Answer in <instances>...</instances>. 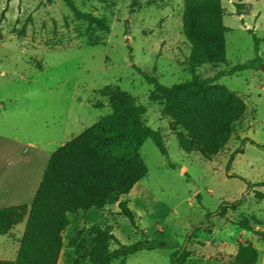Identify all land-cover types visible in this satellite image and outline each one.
<instances>
[{
    "label": "rangeland",
    "instance_id": "rangeland-1",
    "mask_svg": "<svg viewBox=\"0 0 264 264\" xmlns=\"http://www.w3.org/2000/svg\"><path fill=\"white\" fill-rule=\"evenodd\" d=\"M70 3L104 19L108 30L89 27ZM185 17L208 60L197 69L198 77L248 67L225 73L205 91L172 89L193 78L190 44L182 32ZM261 64L264 0H0V208L32 202L51 154L111 112L97 91L116 85L146 107L144 122L161 132L169 158L150 139L141 147L148 173L122 198L139 229L118 203L68 214L57 264H91L94 249L101 256L144 238L172 248L141 251L111 264H170L174 247L186 245L195 228L200 230L189 243L192 256L185 264H232L246 244L257 249V264H264ZM142 73L154 75L161 87ZM228 92L250 111L237 133L212 161L182 151L165 107H195ZM96 101L104 107L96 108ZM243 138L249 141L242 144ZM239 148L243 151L228 170ZM22 189L25 198L15 199ZM221 208L227 209L225 217L218 215ZM243 219L252 231L237 225ZM24 228L25 221L0 237V260L16 258Z\"/></svg>",
    "mask_w": 264,
    "mask_h": 264
},
{
    "label": "trees",
    "instance_id": "trees-1",
    "mask_svg": "<svg viewBox=\"0 0 264 264\" xmlns=\"http://www.w3.org/2000/svg\"><path fill=\"white\" fill-rule=\"evenodd\" d=\"M70 8L77 17L85 19L89 27L108 30L104 19L82 13L71 3ZM182 32L190 44L188 68L193 78L172 89L205 91L217 86L225 73L234 74L248 67L244 64L218 72L213 77H198L197 69L208 60L202 55L198 36L186 17ZM214 59L218 63L226 62L222 57ZM142 74L150 84L161 87L154 75ZM97 95L106 100L111 112L51 154L29 205L0 208V237L9 235L25 221L16 258L0 260V264H57L63 247L62 232L69 225L68 214L79 211L102 209L106 205L118 203L121 213L134 228L139 229L135 212L122 198L148 173L140 154L144 142L152 140L166 158H169L168 148L161 132L144 122L146 107L137 103L128 93L116 85H107L98 90ZM94 106L102 108L104 102L96 101ZM163 112L178 129L177 140L181 150L197 152L208 161H212L227 145L250 113L246 104L231 92L223 98L209 99L195 107L179 103L168 105ZM247 141L248 138H243L242 144ZM260 147L264 149V145ZM242 151L239 148L232 153L228 170L235 156ZM226 214L225 208L218 212L221 217ZM237 225L244 230H253L248 219L239 221ZM212 228L213 224L206 231L212 233ZM199 230L195 228L192 231L186 245L174 247L170 264H185L190 260L192 251L189 243ZM163 248H172V245L144 238L131 245L119 244L118 249L107 251L101 256L94 249L89 260L91 264H111L115 260L124 263L128 256L135 253ZM258 257V251L252 244L242 245L232 264H257Z\"/></svg>",
    "mask_w": 264,
    "mask_h": 264
},
{
    "label": "crops",
    "instance_id": "crops-1",
    "mask_svg": "<svg viewBox=\"0 0 264 264\" xmlns=\"http://www.w3.org/2000/svg\"><path fill=\"white\" fill-rule=\"evenodd\" d=\"M16 194H17V195H16L15 199H22V198H25V196H26V191H25L24 189H22L21 191H18ZM33 197H34V193L31 194V198H30V199H33ZM18 203L21 204L22 202H17V204H18Z\"/></svg>",
    "mask_w": 264,
    "mask_h": 264
},
{
    "label": "water",
    "instance_id": "water-1",
    "mask_svg": "<svg viewBox=\"0 0 264 264\" xmlns=\"http://www.w3.org/2000/svg\"><path fill=\"white\" fill-rule=\"evenodd\" d=\"M259 68L264 71V64H261Z\"/></svg>",
    "mask_w": 264,
    "mask_h": 264
}]
</instances>
